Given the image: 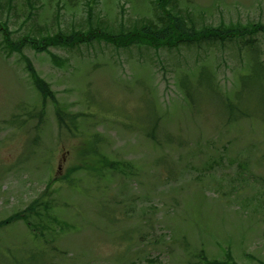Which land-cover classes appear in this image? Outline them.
<instances>
[{
  "label": "rangeland",
  "instance_id": "374dc122",
  "mask_svg": "<svg viewBox=\"0 0 264 264\" xmlns=\"http://www.w3.org/2000/svg\"><path fill=\"white\" fill-rule=\"evenodd\" d=\"M172 17L196 32L249 28L264 25V0H0V221L49 202L26 214L29 227L0 229V264H264V32L117 41ZM53 34L66 38L42 51L27 43ZM24 59L77 116L69 130ZM202 67L217 95L190 104L179 85L200 84ZM227 98L251 119L228 124ZM95 135L126 169L74 170L79 154L103 167L79 143Z\"/></svg>",
  "mask_w": 264,
  "mask_h": 264
},
{
  "label": "trees",
  "instance_id": "16d2710c",
  "mask_svg": "<svg viewBox=\"0 0 264 264\" xmlns=\"http://www.w3.org/2000/svg\"><path fill=\"white\" fill-rule=\"evenodd\" d=\"M260 31L264 32V25H254V26H250L249 28H246V27L239 28L237 26L233 28L231 27L230 29L229 28H223V29L208 28V29H204L202 31L196 32V30L194 29L192 30L188 29L182 18L172 17L171 20L162 21V24H160L159 27L156 24L149 22V25L142 27L138 33L133 32L131 34L130 32L128 34L129 36L138 35V37L135 36L133 38H129L127 35H120V36H117L116 38L118 42H124L128 40V43H129L133 41L134 39L138 38L140 40L147 39L149 43L158 45V46H161V45L176 46L178 42L191 43L194 40H202V39H215V40H221V41L224 39H240L244 37L246 34H251V33L260 32ZM63 38H66V37H62L61 34H53L51 36H46L44 38H41L40 41H34V42L29 41L27 43H29L30 45L31 44L34 45L33 48L35 49H40L38 51H42L48 45H54V44H57V42L59 41H64ZM3 41H5L6 43L9 42L8 35L3 36ZM11 44H8L9 45L8 47H11L14 50L18 49V48H15L14 45H11ZM52 59L56 60V56H53ZM257 62L258 61H256L255 63L256 65H257ZM24 63L26 67V72L28 73L31 82L34 88L37 90L42 101L46 102L47 100H49L51 103H53L54 114H55L56 122L59 128L68 130V125H67L68 118H69L68 122L70 124H73L75 121V117L71 115H68L69 116L68 117L64 111L58 108L55 95L51 91L50 86L38 76L31 62L28 59H24ZM202 72H204V74L203 73L199 74L200 84L198 81V85L192 86V84L189 83L187 76H184L181 79V85H179V87L183 93L184 99L190 104L195 103V101L199 102L201 99H205V95L207 97L209 96L213 97V95L214 96L217 95V92L213 87L214 86L213 76L208 74V72H206L205 67H202ZM259 78L261 82L258 84L257 88L260 91V94L262 95V98L264 101V76L261 79L260 72H259ZM220 100L222 104L224 103L223 107H224L226 114H229V116L227 117L228 124L236 123L242 119L243 120L251 119L252 115L251 116L245 115L239 110L240 109L239 104L242 101L241 99L238 101V103L231 102L229 98H227L226 101L223 99H220ZM40 115H41V112H39L38 116ZM259 120L261 121L263 130H264V120L260 118V115H259ZM155 124L156 122L154 123V125ZM154 125L152 129L149 130L150 132L146 134V137L149 138L153 143H155L156 141L155 140L156 126ZM95 138L96 139L85 137L81 140L80 143L83 147H85L83 142L89 141V143L91 144V147H89V153L97 156L96 158L98 159L100 158L101 159L100 161L103 163V167L98 168L97 170V168H94L92 166H86L85 155L79 154L83 159V167H79V168L75 167L74 170L82 169L85 172H87V175H91L95 178H99L102 176L100 171L103 172L104 169L105 170H120L122 168L123 169L127 168V165L124 163H117V162L112 163V162H109L104 156H102L97 146V142H98L97 136ZM49 186L47 188H49ZM48 207H49V202L46 200L45 201H39V200L33 201L25 210L14 213L10 217L0 221V229L5 228L9 226L10 224H12L13 222L18 221V220H22L29 227L30 224L28 222V216L26 214L27 213L36 214L39 208H42L43 211H46ZM181 247H182V252L185 253L184 240L181 241ZM227 256L229 258L230 256L229 253H227ZM18 262H17L18 264H24L21 261H18ZM208 264H222V263L208 262ZM230 264H233V263H230Z\"/></svg>",
  "mask_w": 264,
  "mask_h": 264
}]
</instances>
